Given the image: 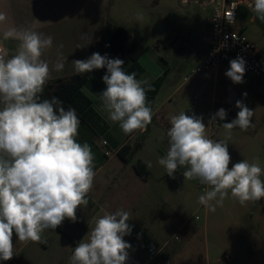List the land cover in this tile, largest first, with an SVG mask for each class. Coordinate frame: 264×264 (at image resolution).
Segmentation results:
<instances>
[{
  "label": "clouds",
  "instance_id": "obj_1",
  "mask_svg": "<svg viewBox=\"0 0 264 264\" xmlns=\"http://www.w3.org/2000/svg\"><path fill=\"white\" fill-rule=\"evenodd\" d=\"M249 7L264 22V0H252ZM234 9V8H233ZM234 22L233 12L227 14ZM5 15L0 13V21ZM15 35L18 51L8 57L0 54V260L14 256L13 235L23 243L40 242L46 229L55 230L65 219L77 221V210L86 206L93 187L94 154L91 146L77 140L80 119L74 108L67 110L58 97L41 100L50 79L49 63L41 56L53 46V37L31 29H12L5 38ZM234 38V35H233ZM107 46V45H106ZM62 47V45L60 46ZM2 52V50H0ZM67 57L58 58L54 70L64 69ZM77 74L106 68L102 77L106 89L100 93L107 118L125 135L145 130L152 122L153 110L147 104L146 92L151 85L138 80L135 72L124 70V61L107 54L92 53L87 59L73 60ZM225 72L233 84L244 82L246 62L243 57L230 60ZM247 96V93H243ZM236 118L223 123L231 139L234 128L247 131L254 127V111L237 100ZM220 108L209 120H225ZM167 132L169 149L158 163L174 178L178 168L186 170L187 180L198 179L209 186L199 203L215 211L229 196L241 205L264 198V179L259 162L243 159L231 162L228 144L206 135L203 117L180 112L170 117ZM148 162V167H151ZM215 201V204L210 202ZM130 213L118 209L95 219L94 227L74 247L71 264H127L132 245L124 237L131 235ZM178 238V237H177Z\"/></svg>",
  "mask_w": 264,
  "mask_h": 264
},
{
  "label": "crops",
  "instance_id": "obj_2",
  "mask_svg": "<svg viewBox=\"0 0 264 264\" xmlns=\"http://www.w3.org/2000/svg\"><path fill=\"white\" fill-rule=\"evenodd\" d=\"M114 2L115 0H0V13L5 15V20L0 21V42L10 57L19 48V41L15 35L5 38V34L12 29H31L45 36H52L53 46L44 50L41 56V59L49 63L51 70L47 83L77 74L72 61L84 60L92 53H100L109 35L119 27L128 32V39L125 42L127 47L134 42H139L145 47V52L136 61L124 62L123 65L126 72H135L138 80L146 79L151 85V90L146 92V96L147 104L153 110V119L145 130H136L130 135H125L119 123L108 120L100 99V93L106 89L102 77L107 71L103 69L90 72L86 83L69 101V107L76 110L80 119L77 140L80 143L87 142L95 157L94 179H98L88 197L98 196L104 199L108 192L113 191L114 185L124 178L121 195L125 198L144 200L148 197L144 188L151 177L143 179L136 173L134 167L137 161H143L150 171L146 160L137 157L145 147V140L148 132L152 130L153 123L163 127L170 125L168 124L170 114L165 110L167 105L174 102L175 106H179L175 97L189 84L187 90L182 92V96L187 95L188 99L197 102L200 105L199 111L203 112L204 119L208 120L213 107L224 108L225 105H234L235 109L239 94L229 84L221 86L219 83L220 73L229 63L220 65L215 75L205 73L204 77L195 78L207 54L205 37L211 14L209 6L201 5L202 18L195 29V35L199 36V40L188 50L189 40L185 41L187 45L181 44L179 48L176 47L183 36L184 30L181 28L171 34H164V37L159 36L151 46H146L142 37L132 38L127 27L114 18V12L120 6L114 5ZM123 16L128 18L125 12ZM128 20L133 22L131 16ZM61 56L67 57V60L64 62V69L57 72L54 65ZM195 62H200L198 68L191 67V71L187 72L188 67ZM205 93H208L209 105L202 107L199 101L205 100L203 99ZM189 115H195V112ZM165 142L169 144V138ZM187 198L188 205L194 204L192 197ZM164 205L171 210L170 219L166 214L155 222L142 221L144 234L151 239L149 242L160 248L154 260L148 257L142 264L151 261L157 264L234 263L232 256H228L224 263L220 258L212 256L208 237L202 233L200 225L189 220L185 207L170 204L167 199ZM116 210L118 207L111 202V209L100 205L88 220L85 218H77L76 222L65 220L59 229L64 230L65 224L72 222V229L81 231L80 237L73 239L72 251L82 239H87V233L94 227L96 218L105 212L113 213ZM128 222L138 223L135 219ZM66 236L70 239L73 237L67 232ZM176 236L178 240L175 239ZM128 252L127 264H134L133 257L130 251ZM0 264L39 263L32 254L27 258L18 259L17 252H14L11 260H0Z\"/></svg>",
  "mask_w": 264,
  "mask_h": 264
},
{
  "label": "rangeland",
  "instance_id": "obj_3",
  "mask_svg": "<svg viewBox=\"0 0 264 264\" xmlns=\"http://www.w3.org/2000/svg\"><path fill=\"white\" fill-rule=\"evenodd\" d=\"M207 1L115 0L114 5L120 6L115 10L114 18L127 27L132 38L142 37L146 46L154 44L159 36L164 37V34H171L181 28L184 30L183 36L179 39L176 47L179 48L181 44L187 45L185 41L189 40L187 49L190 50V47L199 40V36L195 35V29L202 18L201 5ZM123 12L128 15V18L131 16L133 22L125 18ZM165 17L167 19H164ZM236 28L243 29L245 36L258 48L261 62L264 65V22L255 20L246 4L239 6ZM192 64L186 70L187 72L191 71V67L197 69L200 62ZM229 67L230 64L225 65L220 73L219 83L221 86L229 84L239 94V100H242L249 109L254 111L252 117L254 127H249L247 131L234 128L231 139H228L222 124L235 119L239 109L235 107L234 110H227L224 107L227 112V120L210 131L209 121L205 120L204 113L199 111L200 105L192 99H188L187 95L182 96V92L187 90L189 84L175 97L179 106H175V103L171 102L165 110L170 114V117L178 115L180 112L189 115L193 111L195 116H202L206 125V135L216 141L225 140L228 144L231 156L229 168L232 164L243 159L250 163L258 161L262 168L261 178L264 179V85L254 88L251 84L244 82L233 84L225 76ZM205 73V71L199 70L195 78L204 77ZM211 81L210 79V87ZM245 92L247 93L246 97L242 95ZM203 99L205 100L199 101L202 103V107L209 105L207 104L208 93H205ZM168 124H170V119ZM152 125V130L148 132L145 140V147L137 157L146 160L147 165L150 161L152 165L149 167L151 178L144 188L148 197L144 200L125 198L121 195L124 180L122 178L104 199L98 196L87 197L89 203L86 206L82 205L77 210V218L88 220L100 205L111 209V202H114L118 209L128 211L130 220L135 219L138 223L128 222L133 226V230L131 235L125 236L124 239L132 245L128 251L133 257V263L142 264L149 257L142 250V245L151 240L144 234L142 221L143 223L145 221L155 222L166 214L170 219L171 210L164 205V201L167 199L170 204L185 207L189 220L200 225L202 233H205L209 239L213 257L220 258L222 263L228 256H232L233 264H264V198L257 202L248 201L245 205H241L231 197L229 191V196L224 200L223 206H216L215 211L200 204L199 197L204 193L197 186L198 179H185L183 172L186 169L184 167L177 169L174 178L169 177L165 168L158 163L160 158L166 156L169 149V144L165 141L168 138L167 132L171 124L165 127L157 123ZM135 175L137 176V174ZM97 179H94L93 186L97 184ZM187 196L194 199V204H187ZM210 203L215 204V201ZM77 226L79 227L80 224ZM72 227L73 223L69 222L65 224L64 230L59 229L60 226L54 231L46 229L41 233L40 242H20L14 233V252H17L18 259L27 258L32 254L39 264H71L73 239L80 237L81 232L73 230ZM66 232L73 237L70 239L66 236Z\"/></svg>",
  "mask_w": 264,
  "mask_h": 264
},
{
  "label": "built area",
  "instance_id": "obj_4",
  "mask_svg": "<svg viewBox=\"0 0 264 264\" xmlns=\"http://www.w3.org/2000/svg\"><path fill=\"white\" fill-rule=\"evenodd\" d=\"M250 3H252V0H208L203 3L204 6L210 7L211 14L207 22V35L205 37L207 54L198 71L202 70L215 75L220 65L228 64L230 60L239 56L243 57L246 62V72L243 77L244 83L251 84L254 88L264 85V65L261 62L259 50L245 36L243 29L236 28L238 10L242 4H246L252 17L260 21L249 7ZM231 11L233 12L234 22L229 23L226 16ZM0 50H2L0 54L7 56V52L1 42ZM220 108L222 107H213L208 121ZM226 120L227 117L223 121L217 118L216 122H210V131H213ZM197 186L204 194L210 190L208 185L201 184L200 181H198ZM175 239L178 240L179 238L176 236ZM142 250L151 260H154L160 252V248L152 242L143 244Z\"/></svg>",
  "mask_w": 264,
  "mask_h": 264
},
{
  "label": "trees",
  "instance_id": "obj_5",
  "mask_svg": "<svg viewBox=\"0 0 264 264\" xmlns=\"http://www.w3.org/2000/svg\"><path fill=\"white\" fill-rule=\"evenodd\" d=\"M128 39V32L119 27L109 35L104 47L100 51L101 55L107 54L109 58H119L124 62L136 61L144 52L145 47L139 42L132 43L129 47L125 45ZM107 45V46H106ZM107 71L106 68H102ZM90 73L75 74L67 78L57 79L51 83H46L44 91L41 94V100L58 97L63 102V107L69 108V101L77 94L80 88L86 83ZM227 110H234V105H225ZM136 173L143 179L151 177L150 171L147 169L143 161H137L135 164ZM148 264H157L154 261Z\"/></svg>",
  "mask_w": 264,
  "mask_h": 264
}]
</instances>
